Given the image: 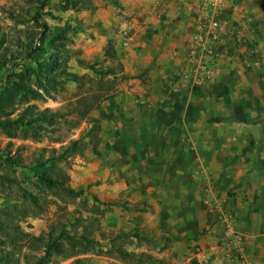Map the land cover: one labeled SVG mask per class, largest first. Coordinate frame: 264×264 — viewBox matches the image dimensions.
Here are the masks:
<instances>
[{
    "label": "crops",
    "instance_id": "crops-1",
    "mask_svg": "<svg viewBox=\"0 0 264 264\" xmlns=\"http://www.w3.org/2000/svg\"><path fill=\"white\" fill-rule=\"evenodd\" d=\"M211 17L231 21L228 27L246 24L239 38L226 34L217 47L209 83L225 85L227 99L202 95L208 84L194 95L176 78L186 41ZM69 23L76 57L107 59L121 76L115 93L90 112L103 125L98 153L77 155L78 175L67 187L105 208L95 231H127L137 215L145 234L159 248L160 238L169 240L179 259L192 253L200 262L228 264L214 248L218 231H207L209 207L226 203L247 243L245 258L233 264H264V0H92L90 13ZM109 40L113 57L103 52ZM251 44L260 67L242 62ZM73 71L96 75L76 61ZM244 135L254 138L250 147ZM85 137L88 147L92 133ZM76 218L73 227L86 232Z\"/></svg>",
    "mask_w": 264,
    "mask_h": 264
},
{
    "label": "rangeland",
    "instance_id": "rangeland-1",
    "mask_svg": "<svg viewBox=\"0 0 264 264\" xmlns=\"http://www.w3.org/2000/svg\"><path fill=\"white\" fill-rule=\"evenodd\" d=\"M37 8L34 0H0V61H6L0 68V99L11 88L16 92L19 82L29 87L27 92L17 94L12 111L0 108V264H72L75 259L82 261L80 264L92 260L98 264H189L196 258L192 253L179 259L171 251L170 241L163 238L159 248L138 226L137 215L128 220L127 231H95V219L99 215L103 218L105 208L92 204L89 194L79 197L64 190L78 175L81 163L77 155L84 156L86 149L93 155L98 153L103 125L90 112L115 93L121 76L114 73L111 67L117 66L107 59L97 58L90 64L74 56L66 61L69 74L56 76L60 87L54 91L49 86L43 91L32 78L19 80V73L34 66L24 55L38 36L30 20ZM90 10L92 0L78 3L75 10L62 9L58 0H49L43 10H38L39 21L49 26L63 25ZM75 33L67 34L64 46L77 52L73 49ZM75 61L85 70L102 73L77 74L73 71ZM212 84L208 83L211 86L204 88L202 95L226 87ZM222 98L227 99V94ZM90 132L86 147L85 136ZM243 137L249 147L255 142L251 135ZM42 161L48 162L47 173L62 186L49 188L38 182L33 167ZM124 208L128 212L140 209ZM76 217L82 218L87 227L84 234L79 227L74 230ZM21 233L29 237L22 238Z\"/></svg>",
    "mask_w": 264,
    "mask_h": 264
},
{
    "label": "trees",
    "instance_id": "trees-1",
    "mask_svg": "<svg viewBox=\"0 0 264 264\" xmlns=\"http://www.w3.org/2000/svg\"><path fill=\"white\" fill-rule=\"evenodd\" d=\"M37 4L38 8L30 17L34 28L38 29L37 39L32 42L31 47H28L27 52L24 57L28 58L31 61V64L34 66H30L25 68V73H19V80L25 79H33L35 83H37L38 88L43 89V91H47V86H49L50 91H54L60 87V82L57 80V75L67 76L69 73L66 71V61L70 58L77 55V52L72 49H68L64 46L65 42L68 40L67 34L71 33L75 30L76 26L74 24H70L68 22L63 23V25H54L49 26L46 22H40L39 17L40 14L38 10H43L44 7L47 6L49 0H34ZM59 5L62 9L70 8L72 10L76 9V5L81 2H90V0H58ZM90 5V4H88ZM50 14V13H48ZM52 50V52L50 51ZM62 50L61 55L58 52ZM105 57H113L114 51L112 49V40L107 42L104 50ZM81 62V61H80ZM6 61L2 59L0 61V68L5 67ZM95 73L101 74V70H94ZM110 71H106L105 73H109ZM58 82V83H57ZM29 90V87L22 82L18 84V90L15 92L14 89H9L4 97L0 99V108L2 110L12 111L14 109L16 96L18 93H25ZM192 93L194 95H200V90L197 87H192ZM226 87H222L218 92L217 89L210 92V96L221 97L227 94ZM264 113V111H263ZM40 118V117H39ZM40 119H45L40 118ZM238 123L249 124L250 121L247 120H238ZM264 122V119L262 120ZM48 162L42 161L37 162L36 166L33 167V173L36 176L38 182L49 188L62 186V182L55 177H52L48 174ZM41 169V170H40ZM67 193L72 195H80L82 191H74L72 189L65 188ZM76 226L74 225V230H76ZM84 234V232H83ZM82 237L84 238V235ZM22 238L29 237L28 234L21 233ZM32 240L35 242H40L39 239ZM51 246L55 247L56 243H51ZM37 248V247H36ZM77 259L74 261L78 262ZM189 264H208L204 262L198 261L196 258H192Z\"/></svg>",
    "mask_w": 264,
    "mask_h": 264
},
{
    "label": "built area",
    "instance_id": "built-area-1",
    "mask_svg": "<svg viewBox=\"0 0 264 264\" xmlns=\"http://www.w3.org/2000/svg\"><path fill=\"white\" fill-rule=\"evenodd\" d=\"M231 21H222L218 17L202 19L198 23L196 31L193 32L185 43V63L177 80L183 81L191 87L208 84L214 74L215 63L218 58L217 47L223 37L227 34L231 37L239 38L246 24L242 21L237 25L228 27ZM238 54V52H237ZM242 62L246 68L260 67L261 56L255 50V45L251 44L244 48L241 53ZM209 188H205L208 191ZM223 207H209L208 212L212 214L211 222L207 223V231L217 230L214 248L220 251L226 263H239L245 258L246 239L245 236L235 228L234 218L229 209Z\"/></svg>",
    "mask_w": 264,
    "mask_h": 264
}]
</instances>
